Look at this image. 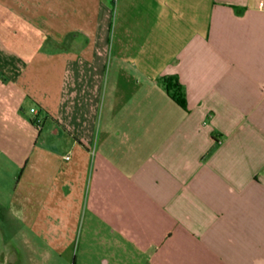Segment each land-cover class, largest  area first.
<instances>
[{"label": "crops", "instance_id": "obj_1", "mask_svg": "<svg viewBox=\"0 0 264 264\" xmlns=\"http://www.w3.org/2000/svg\"><path fill=\"white\" fill-rule=\"evenodd\" d=\"M0 12L8 138L48 126L73 140L48 186L36 183L50 166L31 165L33 234L49 229L61 249L108 235L103 264L135 251V264H264V0H0Z\"/></svg>", "mask_w": 264, "mask_h": 264}, {"label": "rangeland", "instance_id": "obj_2", "mask_svg": "<svg viewBox=\"0 0 264 264\" xmlns=\"http://www.w3.org/2000/svg\"><path fill=\"white\" fill-rule=\"evenodd\" d=\"M117 15L116 10L113 15L115 21L113 35ZM7 23L11 24V20L8 18L2 20L0 17V31L7 28ZM22 29L27 30V27ZM2 40L0 38V79L13 76L12 71L9 72L7 43ZM31 105L29 100L25 102L24 109L27 112L25 117H30ZM10 121L0 108V264L8 258L19 259L18 262L22 261L23 264H103L102 258L106 248L104 238L108 235L79 234L75 239L77 242L73 240L61 249L51 245L50 239L54 234L49 229L45 236L35 235L27 221L25 191L28 186L35 183L34 181L31 183L33 161L37 160L50 166L46 176L42 177L41 182L36 183L48 186L56 177L58 167L65 164L64 157L75 155L72 137L64 129H59L57 134H51L46 126L39 136L30 134V137H27L28 132L25 133L27 130L22 129L19 131V138H8L7 134L14 126ZM35 210L31 207L28 211L33 215L36 214ZM135 253L139 254L138 251L124 254L126 258L131 257L129 264H135Z\"/></svg>", "mask_w": 264, "mask_h": 264}, {"label": "trees", "instance_id": "obj_3", "mask_svg": "<svg viewBox=\"0 0 264 264\" xmlns=\"http://www.w3.org/2000/svg\"><path fill=\"white\" fill-rule=\"evenodd\" d=\"M165 86L169 95L183 108L187 109V99L181 89L179 80L172 75L165 77Z\"/></svg>", "mask_w": 264, "mask_h": 264}, {"label": "built area", "instance_id": "obj_4", "mask_svg": "<svg viewBox=\"0 0 264 264\" xmlns=\"http://www.w3.org/2000/svg\"><path fill=\"white\" fill-rule=\"evenodd\" d=\"M32 110L35 111V108H33ZM67 158H69V156H67Z\"/></svg>", "mask_w": 264, "mask_h": 264}]
</instances>
